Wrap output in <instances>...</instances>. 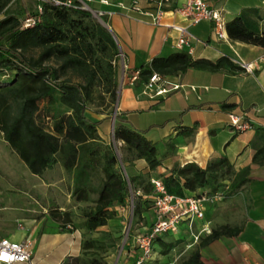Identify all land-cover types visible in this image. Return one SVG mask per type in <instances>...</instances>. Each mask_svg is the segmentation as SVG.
<instances>
[{"label":"crops","instance_id":"crops-1","mask_svg":"<svg viewBox=\"0 0 264 264\" xmlns=\"http://www.w3.org/2000/svg\"><path fill=\"white\" fill-rule=\"evenodd\" d=\"M83 1L91 11L106 18L108 30L126 58L121 67L124 83L119 88L116 115H121L127 121L126 126L154 144L161 161L153 171L144 159L127 163L131 176L162 181L176 167L196 164L206 169L214 160L227 158L233 166L232 182L243 181L242 185L229 184L215 189L217 185L213 183L193 193L183 189L186 197L216 191L227 194L208 205L204 220L196 224L197 228L209 226V233L203 234L200 241L220 226L238 229L236 235L223 236L200 248L201 264H264V153L258 162L254 161L257 151L264 147V47L229 37L228 41H220L213 33V23L203 21L189 27L194 37L192 53L181 50L177 47L179 33L168 26H189L188 20L177 13L185 0H169L165 4L160 26L154 25L144 13L154 10L147 0H138L142 12L130 9L133 0ZM206 1L212 9L221 12L226 24L243 16L252 30L264 32V0ZM121 4L129 9L123 10ZM182 51L193 60L212 63L228 58L236 68L189 69L181 76L169 77L181 86L180 90L154 98L143 94L144 87L129 84V75L142 65ZM240 60L252 64L253 71L246 72L237 64ZM230 114L245 115L250 128L242 132L233 130L229 126ZM91 119L99 122L98 133L109 144V125L115 122L113 117L101 114ZM182 185L183 181L180 187ZM224 187L228 191L223 190ZM143 217L149 219L146 214ZM25 223L27 230L16 229L6 236L14 241L26 238L32 241L33 264H63L77 257L75 252L80 246L77 230L67 227L63 232L60 224L47 213ZM153 223L138 228L136 233H146ZM136 236H132V246L120 258V264H132L137 259ZM190 241L192 246L200 242L192 238ZM154 252L153 260L158 254Z\"/></svg>","mask_w":264,"mask_h":264},{"label":"trees","instance_id":"trees-1","mask_svg":"<svg viewBox=\"0 0 264 264\" xmlns=\"http://www.w3.org/2000/svg\"><path fill=\"white\" fill-rule=\"evenodd\" d=\"M16 2H21V7L13 10ZM0 16V75L5 71L11 74L6 82H0V133L33 175L42 176L61 162L73 175V196L77 201L87 202L90 193H96L94 206L84 214L85 227L89 231L104 227L116 218L115 206L127 203L131 184L135 188L142 185L138 197L153 193L145 177H126L122 164L144 159L153 171L161 162L154 144L126 126L127 121L117 114L115 136L124 137L127 154L131 156L121 160L113 146L99 135V122L87 114L90 105L112 107L117 103L121 78L118 44L108 28L84 9L79 0H0ZM26 19L35 23L25 26ZM227 34L231 40L264 47V32L252 30L243 16L227 24ZM33 52L35 56L29 55ZM193 68L219 71L236 67L228 58L212 63L193 60L182 51L154 58L138 68L135 88L144 87L153 74L175 77ZM57 90L65 114L52 118L45 112V122L39 123L40 104L53 99ZM262 153L264 147L255 154V162ZM224 172L233 173V166L221 157L206 169L196 164L176 167L162 182L169 194L186 197L183 189L197 192L216 183ZM95 178L97 189L92 188ZM242 183L234 181L231 185ZM141 212L137 207L134 215L140 217ZM49 216L62 230L73 224L69 212L51 209ZM237 233L238 229L227 225L212 230L182 264H201L200 248ZM79 262L80 258L75 257L63 264Z\"/></svg>","mask_w":264,"mask_h":264},{"label":"rangeland","instance_id":"rangeland-1","mask_svg":"<svg viewBox=\"0 0 264 264\" xmlns=\"http://www.w3.org/2000/svg\"><path fill=\"white\" fill-rule=\"evenodd\" d=\"M79 1L84 9L88 7L87 2ZM20 5L21 2H16L12 9L15 10L21 7ZM96 15L94 18L98 21L99 18L102 19L103 17L99 14ZM33 54L36 55L35 52L29 55ZM124 62L126 63V58L120 57L121 67ZM10 75L7 71L3 72L0 75V82H6ZM123 83L124 77L122 81L120 78V85ZM53 96V99L44 100L40 104L42 113L37 118L39 123L45 122V112L52 118L65 114V109L59 103V91L57 90ZM115 111L118 112L117 103L112 107L90 105L87 114L90 118L101 114L109 115L112 118ZM117 125L116 121L109 125L108 142L116 150L121 160L127 156L131 158L127 154V143L124 137L122 135L115 136ZM122 165L125 168L126 177L127 175L132 177L129 165L127 163ZM232 178L233 173L224 172L220 174V178L215 183L217 185L215 189L221 186H229ZM148 181V177H145V182ZM92 188H98V179H93ZM136 189L142 194V185L135 188L131 184L130 197L127 203L124 206H115L117 211L115 219L110 220L104 227L89 231L85 227L84 214L94 206V201L98 195L90 193L87 202L77 201L73 196L75 190L73 175L65 170L61 162L48 169L42 176L33 175L0 133V238H9L6 235L16 229L27 230L26 220L30 218L40 219L46 213L49 214L51 209H58L61 212H69L73 221L71 227L78 231L77 234L79 233L77 239L80 246L79 250L75 252L80 258L78 264H120V258L124 256L126 249L132 246V236L143 233L141 231L136 233L137 229L153 223V214L155 217L151 198L149 196L138 197L139 193H135ZM223 190L228 191V188L224 187ZM223 197H227V194L224 193ZM146 200L151 202L146 205L144 203ZM137 207L142 211L140 217L134 215ZM144 214L149 216V219L143 217ZM193 222H195L196 227L198 220ZM65 231L63 230V232ZM159 239L154 243L156 247L154 251L158 252L156 259L147 261V264H182L198 247V244L188 247L192 241H190L191 236L187 223L180 225L177 233L163 234ZM89 243L94 245L88 247L86 244Z\"/></svg>","mask_w":264,"mask_h":264},{"label":"built area","instance_id":"built-area-1","mask_svg":"<svg viewBox=\"0 0 264 264\" xmlns=\"http://www.w3.org/2000/svg\"><path fill=\"white\" fill-rule=\"evenodd\" d=\"M169 0H147L153 5V11L144 12L148 15L152 23L156 26L162 25V17L165 14V4ZM56 4H59L55 1ZM72 4V1H68ZM124 9H129L124 5H120ZM130 9L142 12L138 0H133ZM41 10V8H40ZM177 13L183 16L189 22V26L173 25L168 26L179 33L177 47L181 50H186L189 54L192 53V41L194 39L189 27L200 24L203 21L213 23V33L220 41H228L227 24L221 12L212 9L206 0H185V3L177 9ZM33 19H27L25 26L33 25ZM123 58V54H119ZM246 72H252V64L238 61ZM139 80V71H133L128 82L134 86ZM181 86L171 81L168 76H160L153 74L149 81L145 84L143 94L150 97L165 96L172 92L178 91ZM229 126L237 131L242 132L250 128L249 122L245 115H229ZM150 183L153 188V193L149 196L153 202L155 212V222L146 233H140L135 238V251L137 259L132 264H144L147 261L154 259V243L163 234L170 235L177 233L180 225L188 224L190 236L194 242H199L203 234L209 233L207 224L200 228L195 227L194 220H204L207 211V206L216 203L223 199L224 193L216 191L213 193H203L187 197H180L169 194L165 185L160 179H151ZM139 193V191L137 192ZM140 194V193H139ZM192 245H188L191 247ZM32 242L26 238L22 241H14L10 238H0V264H18L27 263L33 264Z\"/></svg>","mask_w":264,"mask_h":264},{"label":"water","instance_id":"water-1","mask_svg":"<svg viewBox=\"0 0 264 264\" xmlns=\"http://www.w3.org/2000/svg\"><path fill=\"white\" fill-rule=\"evenodd\" d=\"M86 10L90 11L93 15L97 16L96 13H94L93 11H91L88 7L85 8ZM99 22L105 26L106 28H108L107 24L101 19L99 18ZM115 117H116V111H115V115L113 117V122L115 121Z\"/></svg>","mask_w":264,"mask_h":264}]
</instances>
